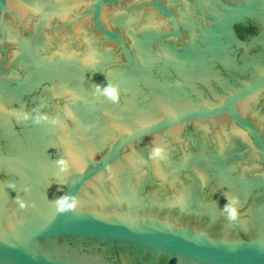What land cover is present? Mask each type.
Masks as SVG:
<instances>
[{
	"label": "water",
	"instance_id": "1",
	"mask_svg": "<svg viewBox=\"0 0 264 264\" xmlns=\"http://www.w3.org/2000/svg\"><path fill=\"white\" fill-rule=\"evenodd\" d=\"M76 88L94 264H264V0H77Z\"/></svg>",
	"mask_w": 264,
	"mask_h": 264
},
{
	"label": "flooded vegetation",
	"instance_id": "2",
	"mask_svg": "<svg viewBox=\"0 0 264 264\" xmlns=\"http://www.w3.org/2000/svg\"><path fill=\"white\" fill-rule=\"evenodd\" d=\"M164 1V0H163ZM171 10H173V9H171ZM254 26L255 25H253L252 23H248L247 25H239V26H237V27H235V31H236V33H237V30H238V28H242V29H248V30H250V29H252V28H254Z\"/></svg>",
	"mask_w": 264,
	"mask_h": 264
}]
</instances>
